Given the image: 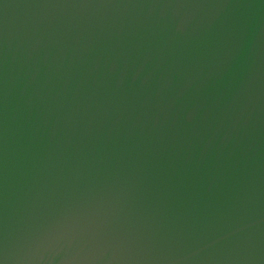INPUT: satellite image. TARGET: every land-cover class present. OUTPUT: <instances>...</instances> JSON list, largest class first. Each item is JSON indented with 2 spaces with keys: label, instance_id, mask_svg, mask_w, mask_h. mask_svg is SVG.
I'll use <instances>...</instances> for the list:
<instances>
[{
  "label": "water",
  "instance_id": "obj_1",
  "mask_svg": "<svg viewBox=\"0 0 264 264\" xmlns=\"http://www.w3.org/2000/svg\"><path fill=\"white\" fill-rule=\"evenodd\" d=\"M0 264H264V0H0Z\"/></svg>",
  "mask_w": 264,
  "mask_h": 264
}]
</instances>
